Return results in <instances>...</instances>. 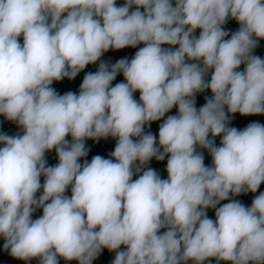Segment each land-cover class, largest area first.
<instances>
[{
	"label": "clouds",
	"instance_id": "1",
	"mask_svg": "<svg viewBox=\"0 0 264 264\" xmlns=\"http://www.w3.org/2000/svg\"><path fill=\"white\" fill-rule=\"evenodd\" d=\"M229 17L240 28L225 39ZM260 39L264 0H175V7L171 0H125L121 7L116 0H0V115L24 130L0 134L4 249L40 264H58V257L92 264L102 248L121 245L127 250L117 251L113 264H203L213 257L264 264V192L250 208L239 201L216 207L230 193H255L264 183V125L227 126L228 113L264 115V59L252 55ZM141 43L130 62L120 59L111 70L101 63L85 75L79 95L51 87L110 48ZM241 64L246 68L237 71ZM118 72L126 83L110 87ZM205 89L213 98L197 110L195 94ZM174 106L178 115L160 125L157 147L144 126ZM210 133L222 134L220 147ZM109 136L118 138L115 162L97 155L79 163L86 139ZM197 145L210 151L213 167ZM52 149L59 163L46 167ZM165 156L167 179L149 169L132 180L137 161ZM37 208L43 215L32 220ZM208 208L216 209L215 221ZM162 228L168 230L158 234Z\"/></svg>",
	"mask_w": 264,
	"mask_h": 264
},
{
	"label": "trees",
	"instance_id": "2",
	"mask_svg": "<svg viewBox=\"0 0 264 264\" xmlns=\"http://www.w3.org/2000/svg\"><path fill=\"white\" fill-rule=\"evenodd\" d=\"M125 1V0H123ZM173 6L175 7V0H171ZM136 6L133 5L132 8H130L131 11H135ZM140 11L143 12L144 9L141 7ZM64 15H67L66 13ZM223 30L228 32V36L225 37V39H230L231 35L234 34L236 31L239 30L240 24L233 18L229 17L226 23L222 26ZM200 29L195 30L193 33V36L195 38L199 37ZM18 42L23 45V35L21 34L20 37H18ZM145 45L143 43L138 44L136 47H125L123 49L115 50V49H109L107 52H104L102 56L95 62L88 64L83 70H81L77 76L74 79H69L68 77H64L62 80L59 81H53L51 87L55 89V91L59 95H64L65 93L72 92L77 95H79L80 91V85L83 82V79L85 75L88 73H96L99 70V66L101 63H105L109 70H111V67L118 62L120 59H127L129 62L131 59L134 58L137 51H139L140 48L144 47ZM163 48L176 50L179 45H162ZM252 55L259 56L261 59H264V39H260L257 42V47L253 49ZM187 63H199L202 66V60L201 61H190L187 60ZM246 68L245 64H241V66L237 69V71H244ZM214 72V69H210L208 73L205 75L204 79L206 83H210L212 73ZM126 83V80L123 76L122 72H118L115 79L111 82L110 87H114L117 83ZM140 92L137 90L133 93V98L139 103ZM213 98V93L211 92V89H205L203 92H198L195 94V107L197 110H199L200 107L204 106L207 103V99ZM225 111L227 112V108H225ZM172 115H178V106H174L169 112L165 113V116L161 118L158 121H153L150 124H146L143 129L144 134L151 133L156 137V146L159 147V127L160 125L168 118V116ZM260 123L261 125H264V115H241L240 113L231 114L228 113V127H234L237 130H244L249 124L251 123ZM0 134H6L8 136H22L24 134V130L22 127L15 121L8 120L5 116L0 115ZM222 134L220 136L213 137L211 133L209 134L208 139L212 140L214 142V146L220 147L221 146V140H222ZM134 141L138 140L139 138L134 137ZM66 140L71 144L72 138L71 136H67ZM118 142V138L114 137H107V138H100L99 140H93V139H86L84 141L85 148L87 150V155L80 158L79 163L81 165L84 164L85 161L91 162L92 158L94 156H101L105 159H113V162H115L114 158L112 157V152L114 151L116 144ZM3 144H0V147H3ZM160 151L162 152L163 149L161 148ZM197 153L201 154L204 159V164L206 167H213V160L211 153L208 149L201 148L199 145L196 146ZM45 160H46V167H52L56 166L59 163V158L56 153L55 149H52L50 151L45 152ZM167 160L168 156H165L164 160H157L155 157H153L151 160H149L146 164L141 165L139 161L135 163L133 166V177L132 180L135 181L139 178L140 175L143 174V171L152 169L155 170L156 173L160 176L161 179H167L168 173H167ZM45 177L42 175L40 177V183L43 185L45 181ZM261 192H264V183L260 185V187L257 189L255 193L253 192H242L240 195H232L229 194V198L227 200L220 201V203L216 206L221 207L226 203L232 202V201H239L241 204H243L245 207L250 208L252 205V201L256 196H258ZM43 194V187L36 193L37 198H39L40 195ZM50 202V201H49ZM207 217L209 219H212L213 221L216 220L215 208H208L205 209ZM43 215L42 208H37L34 210L31 219L35 220L40 218ZM98 230V229H97ZM167 228H162L158 234H163L166 232ZM5 243V240L2 236H0V264H40L39 258H33L30 260H20L12 257L10 255V250H5L3 245ZM127 247L124 245H121V247L118 250L110 251L107 248H102L100 251V256L102 259V264H113V261L116 257L117 251H126ZM69 261L65 259H59L58 258V264H67ZM184 264H196L194 260H188L187 262H184ZM203 264H231V262L227 261H218L216 258H209L203 262ZM249 264H252V262H249Z\"/></svg>",
	"mask_w": 264,
	"mask_h": 264
},
{
	"label": "rangeland",
	"instance_id": "3",
	"mask_svg": "<svg viewBox=\"0 0 264 264\" xmlns=\"http://www.w3.org/2000/svg\"><path fill=\"white\" fill-rule=\"evenodd\" d=\"M125 1L123 0H116V6L117 7H121L124 6ZM66 16V15H65ZM63 18V17H62ZM51 22V20L49 19V23ZM72 192H71V186H69L66 191H65V196L67 197H71ZM59 259H62V257H58ZM67 264H79V262L77 260H71L69 261ZM92 264H102V259L100 256V253L97 255V257L92 261Z\"/></svg>",
	"mask_w": 264,
	"mask_h": 264
}]
</instances>
